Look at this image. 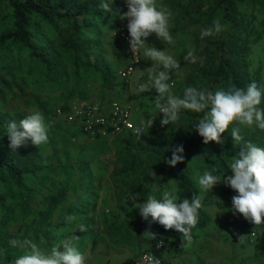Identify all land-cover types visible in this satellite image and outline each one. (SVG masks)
Segmentation results:
<instances>
[{"label": "trees", "instance_id": "1", "mask_svg": "<svg viewBox=\"0 0 264 264\" xmlns=\"http://www.w3.org/2000/svg\"><path fill=\"white\" fill-rule=\"evenodd\" d=\"M118 1L115 0L114 10ZM246 1H191L196 8L187 10L188 15L202 17L206 14L212 19L203 29L211 25L215 18L228 29L227 36L220 33L204 40L200 38L202 30L198 32L196 46L199 61L190 73V86L215 91L227 89L230 85L246 88L255 81L248 75L246 64L248 43H254L252 35L255 34L249 25L255 17L244 16L240 10ZM255 1L264 14V0ZM100 3L101 0H0V236L4 246H7H3L0 264H14L16 255L12 253L13 249H18L20 256L26 252L19 247L13 248L8 241L30 239L40 248L48 250L55 243L57 234L64 233L71 225L67 219H56L53 214L66 200L68 180L60 175V170L68 171V168L64 165L61 168V164L50 161L49 156L38 151L40 146L37 148L31 141L13 152L9 147L7 124L9 121L19 123L31 114L28 107H36L50 124L47 143H52L60 124L66 123L56 120L54 109L69 102L81 101L79 88L74 87L65 95L68 85L79 84L83 76L89 74L99 80V72H108L97 27L106 26L112 15L100 9ZM174 9L180 12L177 6ZM114 19L116 27L119 17L114 16ZM239 32L245 33L240 35ZM115 41L122 44L116 36ZM125 50L127 53L126 47ZM110 75L112 81L117 80L116 71H111ZM101 79L104 85H110L106 80L109 76ZM178 79L174 78L175 81ZM116 82L126 84L122 80ZM43 91L61 96L59 104L53 109L46 107L41 96ZM13 102L20 107L13 106ZM261 106L264 107V102ZM185 114L188 130L181 138L172 141L162 137V147L145 151L153 152L155 159L149 164L150 173L140 172L138 184L131 180L135 177L133 169L140 166V160L134 153L131 155L123 185L128 198L132 193L139 196L137 203H145L150 195L160 199L164 191L174 192L180 200L200 195L205 206L199 210L198 224L191 233L193 240L200 230L212 223V217L206 208V192L188 170V159L193 156L201 161L209 158L217 173L233 175L230 171L231 159L241 148L232 137L224 136L225 133L222 136L223 145L215 142L205 145L195 131V124L203 113L189 110ZM179 145L184 147L185 162L173 168L165 161L171 158V150ZM126 172L123 170L124 174ZM66 175L67 178L71 176L70 172ZM172 180L175 181L168 184ZM236 195L237 192L223 184L217 189V196L223 204H232V197ZM129 202L128 217L139 227L152 226L158 232L157 237L142 251L156 253L166 264L164 253L181 246V234L175 229L165 230L159 223L149 224L140 216L139 209ZM61 229L65 231L61 232ZM161 239L164 243L157 247Z\"/></svg>", "mask_w": 264, "mask_h": 264}, {"label": "clouds", "instance_id": "2", "mask_svg": "<svg viewBox=\"0 0 264 264\" xmlns=\"http://www.w3.org/2000/svg\"><path fill=\"white\" fill-rule=\"evenodd\" d=\"M115 0H101L100 9L127 21L130 34V51L135 56L140 50L143 55L153 62L152 66L145 69L147 79L138 81L133 88L135 96L149 93L155 90L158 95L153 101L158 113L163 114L160 120L161 126L177 124L181 118L182 110H190L194 113H203L195 124V131L203 138V143L208 145L215 142L223 145L222 136L229 132L235 144L241 148L239 153L231 159L230 171L233 175L216 173L215 169H205L199 175L198 182L202 190L211 192L217 185L223 184L238 195L232 197L233 214H242L249 223L259 226L264 224V148L258 146L240 134V128L244 125L264 130V87L258 86L253 81L246 88L230 85L227 89L220 88L215 91L207 88L193 86L185 87L183 95L173 92V74L181 75L180 60L169 55L166 50H158L155 45H149L147 40L153 34L163 43L174 44V37L170 34V21L173 13L164 5H158L157 0H126L127 12H121L119 8L113 9ZM226 30V26L219 19L202 29L201 40L214 37ZM197 59L194 50H189L184 56L187 63ZM162 69V70H161ZM132 72V69H129ZM141 119L134 128L133 135L142 137L146 130L154 125L156 117ZM50 124L42 112L34 111L19 123L9 121L7 124V136L9 147L16 152L21 147L32 145L39 148L49 140L48 132ZM172 151V156L165 162L176 167L185 162L184 147L179 145ZM175 180L170 181L168 184ZM139 196L133 194L129 197L134 208H138L140 216L149 224L159 223L165 230L175 229L181 234L182 244L192 241V230L197 226L199 210L204 207V201L200 195L194 194L191 199L180 200L174 192L164 191L162 198L148 196L145 203H137ZM219 197H212V206L222 204ZM151 218V219H149ZM68 222L76 220L75 216L66 217ZM80 231H85L83 225H78ZM64 232L65 229H61ZM145 235H155L146 232ZM246 236H240L243 241ZM77 235H70L54 243L50 249L40 248L30 239H12L8 243L13 247L26 250L25 254L15 259L14 264H86V254L79 249ZM161 239L157 246L163 244ZM153 264H161L159 259L153 258Z\"/></svg>", "mask_w": 264, "mask_h": 264}, {"label": "rangeland", "instance_id": "3", "mask_svg": "<svg viewBox=\"0 0 264 264\" xmlns=\"http://www.w3.org/2000/svg\"><path fill=\"white\" fill-rule=\"evenodd\" d=\"M191 1L192 0H157L158 5H164L168 9H172L173 16L170 23L173 25L172 36L174 37L175 42L174 44H167L163 46V42L157 38L161 44L155 46L158 50H166L169 55H172L176 59L180 60L182 74H173L172 81H170L173 85L172 90L174 94L180 96L183 95L184 88L190 86V73L192 69L198 65L199 57L196 46L197 34L203 29L205 24L212 21L211 17L206 14L202 17H199L198 14H191V16L188 15L187 10L196 8L194 3ZM175 6H177L180 10L179 13L174 9ZM259 8L260 6L255 0H247L240 7V10L243 14H245L244 16L255 17V20H253L249 25L255 34L252 35V37H254L252 40L254 43H248L246 58L247 72L251 78L255 79L258 86L264 87V22L262 21L264 14L259 11ZM113 17L114 16L111 17L106 26H99L97 27V30L100 32L101 53L105 56L107 61L111 62L113 68L116 67V69H114V71H116L122 63L126 62L127 53L124 45L121 44V46L119 43L116 44L114 35L116 20H112ZM227 29L228 26H226V30L222 32L223 36H227ZM244 33H240V35H243ZM189 50H194L197 59L194 63L189 62L186 64L184 56ZM140 61L141 62L136 67L130 82L131 85H134V88L138 81H144L147 79L148 73L144 70L151 67L153 64L151 60H148V58L143 55V50L140 56ZM174 78L179 79L178 81H175ZM157 95L158 93H156L155 90L149 93L141 94V97L143 98V105L140 106L139 109L143 113V119H150L151 116L149 113L156 117V119L160 116L163 117V114L158 113V110L154 107L153 101ZM41 96L45 99L44 103L46 104V107H49V109H53L61 101V96L51 92L43 91ZM16 105V102H13V106ZM17 106L20 107V105ZM28 109L31 113L37 111L36 107H28ZM186 111L188 112L189 110H182L181 118L177 124L167 125L162 128L159 126V122L162 119L161 117V119L155 120L158 122H154V126L149 129V131L146 130L141 138L134 136L133 133H128L125 136L118 135L113 138H109L112 140L111 142L108 141L99 145L97 143L94 144L93 142L96 141H90L88 138L76 139V133H73L72 131L70 132L68 129L71 124L61 123V127H58L57 129L54 141L49 144H42L38 151L49 156L50 161L56 164H61V168H63V165L66 166L68 170L72 169L73 163L82 165L92 161V163L96 165L102 161L101 163L106 164L108 168L112 167L111 173L104 170L102 179H107V176L110 175L112 181L118 183L125 181V177L128 175L127 167L130 165V157L134 153L140 160V166H136V168L133 169L135 171V177L131 180V182L138 184L140 172L145 171L146 173H150L149 164H151L152 160L155 159L153 152L145 151L152 147H162V137L165 138V140L167 139L172 141L181 138L188 130L185 114ZM133 120L135 122L138 121L135 117V112ZM155 124L157 126H155ZM236 126L240 128V134L245 138V140H250L258 146L264 148V130H260L255 126L247 127L239 124ZM230 130L231 126L229 132H226L224 136L231 137ZM140 148H144V150ZM97 152L98 154H100L99 152L108 153L96 156L95 154H97ZM90 154L91 157L87 159V156ZM75 159L78 162H75ZM188 160V170L197 181L199 175H202L205 169H213V165L209 161V158L201 161L193 156ZM123 170L125 172L127 171L126 174L123 173ZM70 175H72V173ZM221 185L222 184L217 185L211 192H206V208L213 219L212 228H209V231L211 229L213 232H210L215 233V237L218 236V245L215 249H209L207 248V245H203V243H209L210 241L209 237L206 236L207 231H205V227L200 230L201 235L200 238L198 237V246L194 247L192 243L188 242L184 246L179 247V249L173 250L171 254L175 253V257H178V262H182L183 264H264V224L255 226L245 220L242 214H233L231 211L232 204L229 202H226L225 204H217L216 207H213L212 197L217 196V189L220 188ZM90 192H92V190H89V188H86L84 191V193L87 194ZM145 232L146 231L144 230L142 235L138 234L141 236L135 238V245L131 243V238L126 242L125 237L121 238L122 244L128 245L131 243L130 246H135V250L138 248L140 249V247L144 248L147 241L153 238L150 237V235H145ZM240 236L246 237L243 241H240ZM95 239L96 238L93 239V242ZM100 240L101 238L99 241ZM99 241L97 243L94 242V245L98 244ZM92 245L93 244H90V246ZM3 246V239L0 236V254H2V251L4 250ZM18 251V249H13L12 253L16 255V257L13 256L14 260L20 257ZM166 260L167 264H170V259L168 257H166Z\"/></svg>", "mask_w": 264, "mask_h": 264}, {"label": "crops", "instance_id": "4", "mask_svg": "<svg viewBox=\"0 0 264 264\" xmlns=\"http://www.w3.org/2000/svg\"><path fill=\"white\" fill-rule=\"evenodd\" d=\"M169 10L172 12L171 8H169ZM172 29L173 25L170 23L171 35ZM147 43L150 45L161 44L157 40L155 34L148 38ZM162 45L165 46L167 43H162ZM103 59L108 68V74L104 71L99 72V80H96L94 76H90V74L89 76L84 75L79 84L75 86L68 85L65 95L67 94L66 92L69 90L71 91V89L76 87L80 89V93L78 94L81 96V98H79L81 100L80 102H96L107 104L111 99L127 101L131 104L133 115L135 112V117L138 119L136 123H138L141 119H143V113L139 109V107L143 105V98L133 94L132 89L134 88V85L130 84L131 79L124 85L122 83L118 84L116 82L117 80H120L118 77L116 81H112V78H110V73L111 71H114L116 67L113 68L111 62L107 61L104 55ZM123 64L124 63H122L121 66ZM100 66L102 67V65ZM105 75L109 76V80H106L107 82L109 81L110 85L103 84L104 81H102L103 79L101 78H103ZM135 87H137V85ZM68 124H71V126L68 127L69 131L76 133V139L88 138L90 141H96L93 142L94 144L97 143L99 145L108 141L111 142L112 140L109 138L115 137H98L95 139L89 138L80 130L77 123ZM128 133L129 132H123L118 135L125 136ZM99 153L100 154L97 152L95 155L101 156L102 154H107L108 152ZM90 157L91 154L87 156V159ZM74 161L76 162L77 160L75 159ZM101 162L102 161L96 165H94L92 161L82 165L73 163L72 169H69L68 171H65L64 169L60 170V175L68 180L66 200L63 205L60 204L53 214L55 215L56 219H66L68 216H75L76 220L72 221L70 223L71 225H68L69 227L64 233L57 234L55 243H57L60 239L66 238L67 236L77 235L80 237L78 242L79 249L82 253L86 254V264H128L133 261V259L143 250V247L135 250V246H130L131 243L135 245V238H137V236H141L142 233H144V230L154 234L156 237L158 232L152 226L139 227L137 223L133 221V219L128 217L127 212L130 210L131 203L129 202L127 193L124 192L126 188H124L123 182L118 183L112 181L110 175L107 176V179H102L104 170L108 171V173H111L112 167L108 168L106 164H102ZM68 172H71L72 175L67 178L66 173ZM86 188H89V190L91 189L92 192L88 194L84 193ZM54 191H56V189H54ZM212 224L213 219L212 223L208 226V228L206 227L205 230L207 231L206 236L209 237L210 241L209 243H203V245H207V248L209 249H215L219 241L218 236L215 237V233H211L213 232L211 229V232L209 231V228H212ZM78 225H83L85 231H80ZM200 235L201 231H199L195 239L190 242L192 245H194V247L198 246V237L200 238ZM124 237L126 242L131 238V243L128 245H123L121 238ZM150 237L152 236L150 235ZM94 238H96L94 241L96 243L100 238L101 240L98 244L94 245ZM151 240H153V238ZM151 240L147 241L145 246H147ZM187 243L188 242H185L180 247ZM90 244L93 245L90 246ZM176 249H179V247L166 251V256L164 253V257L165 259L166 257L170 259V264H183L182 262H178V257H175V253L171 254L172 251Z\"/></svg>", "mask_w": 264, "mask_h": 264}, {"label": "built area", "instance_id": "5", "mask_svg": "<svg viewBox=\"0 0 264 264\" xmlns=\"http://www.w3.org/2000/svg\"><path fill=\"white\" fill-rule=\"evenodd\" d=\"M117 8L121 12H127L126 0H119ZM127 21L119 19L115 27V36L127 49V60L117 70V77L129 82L136 67L140 64L142 50L135 56L130 51V34L127 28ZM132 72H129V69ZM56 120L66 123H77L80 130L89 138L113 137L123 132L133 133L137 126L133 120V109L129 102L119 99H111L107 104L96 102H69L66 105H59L54 109ZM160 127L161 126L159 122ZM158 243V242H157ZM157 246V244H156ZM158 247V246H157ZM153 258L159 259L163 264L162 258L152 251H142L133 261L128 264H153Z\"/></svg>", "mask_w": 264, "mask_h": 264}]
</instances>
